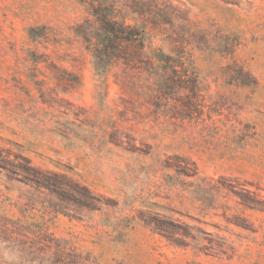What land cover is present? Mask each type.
<instances>
[{"label":"rangeland","instance_id":"1","mask_svg":"<svg viewBox=\"0 0 264 264\" xmlns=\"http://www.w3.org/2000/svg\"><path fill=\"white\" fill-rule=\"evenodd\" d=\"M101 1L169 58L99 75L74 28ZM23 158L102 206L77 214L27 185L6 167ZM34 247L264 264V0H0V264H45Z\"/></svg>","mask_w":264,"mask_h":264},{"label":"trees","instance_id":"2","mask_svg":"<svg viewBox=\"0 0 264 264\" xmlns=\"http://www.w3.org/2000/svg\"><path fill=\"white\" fill-rule=\"evenodd\" d=\"M89 16L74 28L75 35L85 44L87 52L93 59L96 72L104 76L117 63L129 65L135 63L137 59H144L146 65L152 69L155 63L164 62L169 58L160 49L150 50L149 36L143 26L126 23V18L118 15L114 11L105 9V4H89ZM23 165L7 163L6 167L10 172L21 175L24 182L36 190H45L60 204L71 205L76 208L74 212L80 214L83 210L87 212L98 211L102 206L101 198L95 196L85 185L74 181L63 174L52 173L34 167L25 158ZM20 176V175H19ZM62 211H54L58 214ZM146 222V221H145ZM152 224L150 221L146 222ZM16 229L20 236L25 237L27 229L21 225ZM51 242H59L50 237ZM21 243L23 239L20 240ZM48 246V245H47ZM49 247V246H48ZM29 251V252H28ZM25 251L27 256L38 259L45 264H78L76 256H71L69 252L59 250L54 256H47L39 248H31Z\"/></svg>","mask_w":264,"mask_h":264}]
</instances>
